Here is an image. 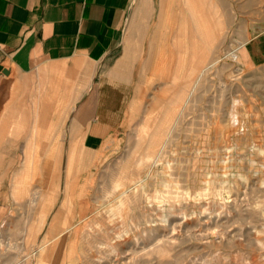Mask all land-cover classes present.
<instances>
[{
    "label": "rangeland",
    "instance_id": "rangeland-1",
    "mask_svg": "<svg viewBox=\"0 0 264 264\" xmlns=\"http://www.w3.org/2000/svg\"><path fill=\"white\" fill-rule=\"evenodd\" d=\"M139 3L125 25L129 96L100 149L72 143L57 115L31 153L29 129L0 125L16 224L37 232L0 239V264H264V0H168L155 38L161 0L149 15ZM176 11L182 53L168 37ZM13 76L0 71V124L15 105L30 125L52 104L34 77Z\"/></svg>",
    "mask_w": 264,
    "mask_h": 264
},
{
    "label": "crops",
    "instance_id": "crops-1",
    "mask_svg": "<svg viewBox=\"0 0 264 264\" xmlns=\"http://www.w3.org/2000/svg\"><path fill=\"white\" fill-rule=\"evenodd\" d=\"M133 1L0 0V65L9 69V73L4 74L14 75L15 79L34 77L39 81L38 87L44 88V100L57 105V108L35 107L34 123L30 125L25 124L28 113L14 105L8 114L14 120L0 124L29 129L25 139L29 153L35 151L37 144L48 143L45 139L50 131L47 133L44 129L58 123L55 115L70 130L71 142L80 143L85 149H100L118 131L120 113L124 112L129 96L131 83L128 81L133 73L125 40L127 15ZM150 2L140 0L139 11L151 14ZM167 3L168 0H161L154 38L166 26ZM176 13L179 22L168 37L178 44L182 53L181 12ZM189 44L191 55L201 54L196 48V39ZM179 58L178 69L181 55ZM28 81L20 83L23 89L31 87ZM71 109L73 115L67 124ZM2 135L0 130V138ZM30 158L25 156V159ZM29 169L33 168H17L19 176ZM12 175H16L15 170L0 171V239H37V232L30 224L22 233L16 224L20 205L11 198L7 184ZM21 181V178L16 179L11 188L16 191ZM50 205L52 207L51 202Z\"/></svg>",
    "mask_w": 264,
    "mask_h": 264
},
{
    "label": "bare ground",
    "instance_id": "bare-ground-1",
    "mask_svg": "<svg viewBox=\"0 0 264 264\" xmlns=\"http://www.w3.org/2000/svg\"><path fill=\"white\" fill-rule=\"evenodd\" d=\"M206 55H207V54H206V50L203 49V50L201 51V54L199 55V59H198L197 62L200 63V62L204 61V60L206 59ZM217 59H218V58H217ZM214 62H216V59H215ZM192 64H193V63H192ZM205 66H206V65H205ZM195 67H196V69H195L193 66L191 67V70H190V74H191V75L188 76V78L193 77V74L196 73V71H198V70H197V69H198V66L196 65ZM204 69H205V68H204ZM202 70H203V69H202ZM202 70H201V71H202ZM206 70H207V69H206ZM204 72H205V71H204ZM200 74H202V72H201ZM195 80H196V79H195ZM196 82H197V81H196ZM190 83H191V81H190ZM193 85H194V86H193L192 88H196V87H195L196 85H195V84H193ZM193 91H194V90H193ZM191 92H192V91H191ZM178 94L180 95V90L178 91ZM179 95H178V96H179ZM174 120H175V119H174ZM171 127H172V124H171ZM171 127L169 128L168 133L170 132ZM168 133H167V134H168ZM169 136H170V135H169ZM165 140H166V139L163 140L162 144L166 143ZM161 146H162V145H161ZM159 150H160V149H159ZM157 156H159L158 153H156V154L152 157V158L154 159V161H155V158H157ZM156 160H157V159H156ZM45 165H46V164H45ZM19 169H20V168H19ZM141 181H142V180H141Z\"/></svg>",
    "mask_w": 264,
    "mask_h": 264
},
{
    "label": "water",
    "instance_id": "water-1",
    "mask_svg": "<svg viewBox=\"0 0 264 264\" xmlns=\"http://www.w3.org/2000/svg\"><path fill=\"white\" fill-rule=\"evenodd\" d=\"M0 71H2L5 74L9 73V69H7L6 67H4L3 65H0Z\"/></svg>",
    "mask_w": 264,
    "mask_h": 264
}]
</instances>
